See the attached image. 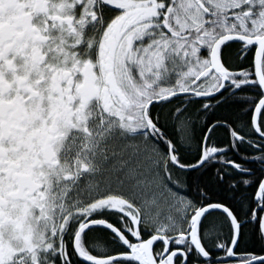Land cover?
Here are the masks:
<instances>
[{"label": "snow or ice", "instance_id": "1", "mask_svg": "<svg viewBox=\"0 0 264 264\" xmlns=\"http://www.w3.org/2000/svg\"><path fill=\"white\" fill-rule=\"evenodd\" d=\"M0 264H264V0H0Z\"/></svg>", "mask_w": 264, "mask_h": 264}]
</instances>
